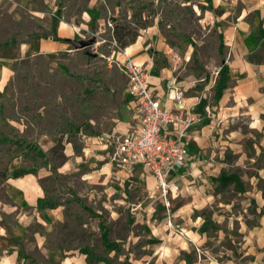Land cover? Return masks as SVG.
<instances>
[{
	"label": "rangeland",
	"instance_id": "1",
	"mask_svg": "<svg viewBox=\"0 0 264 264\" xmlns=\"http://www.w3.org/2000/svg\"><path fill=\"white\" fill-rule=\"evenodd\" d=\"M219 14L206 0H0V58L10 47L30 43L33 47L44 37L52 39L62 22L63 31L75 29V40H94L86 49L72 41L37 54L30 47L10 67L11 77L0 95V171L6 169L15 151L27 148V144L18 147V140L38 144L40 152L44 137L56 143L64 137L66 145L79 147L72 162L65 149L52 155L54 165H48L52 173L44 182L48 199L60 205L64 219L49 231L40 230L37 224L23 242L13 238L29 264H66L67 259L74 264L246 263L249 256L243 257V228L258 224L264 215L255 197L256 192L264 193L260 171L264 156L241 158L234 150H225L224 158L217 156L223 165L218 176L208 175L206 182H196L209 183L207 191L212 196L206 208L192 213L193 219L202 217H197L200 223L195 229L203 236L193 246L188 244L184 229L189 226L183 225L184 217L174 216L180 204L193 198L194 192L187 191L186 184L181 185L179 197L171 196L170 209L155 182L143 181L141 171L117 174L118 168L104 169L107 156L87 158L84 151L90 138H105L131 114L120 54L125 48L115 34L118 26L127 24L135 29L137 24L149 22L137 41L141 36V41L147 40L145 47L159 69L167 68L180 81H194L195 89L203 92L205 124L218 122L207 103L213 109L217 105L215 86L226 55ZM126 48L133 50L131 45ZM243 121L228 123L241 125ZM223 170L241 176L249 191L221 184L217 179ZM4 183L0 178V201L12 203ZM92 209L99 215L91 213ZM15 216L7 214L4 220L15 222ZM151 227L162 228L154 235L155 243H150ZM106 228L111 240L118 242L117 250L104 244ZM36 230L41 237H36ZM183 244L186 250L180 249Z\"/></svg>",
	"mask_w": 264,
	"mask_h": 264
},
{
	"label": "crops",
	"instance_id": "2",
	"mask_svg": "<svg viewBox=\"0 0 264 264\" xmlns=\"http://www.w3.org/2000/svg\"><path fill=\"white\" fill-rule=\"evenodd\" d=\"M211 4L215 9L220 10L217 16L219 17L218 28L223 36V46L226 48L223 61L228 68L231 84L226 88L219 102L213 98L217 104L215 109L212 104L207 103V110L212 112L218 122L205 124L202 116L203 122L196 125L192 132L193 138L189 147L190 157L187 166L170 175V181L173 187L175 186L173 197H179L181 185L185 184L187 191L194 192L193 198H187L190 200L189 203L180 204L174 210V216L184 217L183 225L189 226L184 230L189 237L188 244L193 246L196 245V240H202L203 236L195 229V226L200 223L197 217H202L197 216L193 219L192 213L194 210L206 208L212 196L210 191H207L209 183L198 185L196 182L201 179L206 182L208 175L218 176L217 173L221 171L223 165L217 156L221 154L224 158L227 152L225 150H234V154H239L241 158L264 156V38L258 42L256 40L259 36L258 30L264 29V0H212ZM63 23L65 22L60 23L58 36L72 39L75 29L63 31ZM142 39H144L143 36L131 44L134 60L150 64L153 84L156 85L160 94H166L167 84L176 77L174 78L167 68L159 69L155 65L152 53L147 46L145 47L147 40L141 41ZM62 42L44 37L35 42L33 47L30 43L27 47L20 45L4 50L5 54L0 58V95L6 91L8 79L11 77L10 67L26 50L32 48L37 54L45 48L58 49ZM178 81L186 91V105L191 107L197 104L196 109L201 113L203 92L200 94V91L195 89L194 81L190 83ZM234 119L244 121L241 125L228 123ZM131 123L130 114L129 118L121 121L114 131L126 132ZM39 143L43 155L56 144L55 140L45 137ZM25 150L23 147L15 151V157L9 165L11 177L5 180L3 185L12 203L0 201V264H29V258L26 259L23 256L22 248L14 243L13 238L23 242V237L37 224L42 227L40 230L49 231L51 226L64 219V211L60 207L40 209V199L47 196L40 180L50 176L52 171L48 166L44 168L29 166L23 157ZM101 150L106 153L102 154ZM84 151L87 158L102 157L105 159L107 156L109 161H106L104 169L114 168L110 161L109 151L103 145L98 144L97 137L87 141ZM65 152L69 159L68 162H72L77 157L72 145L67 144ZM260 171L264 174V166ZM116 172L120 174L123 171ZM140 177L148 184L151 182L157 184L156 179L151 175L141 174ZM183 195L190 196L191 194ZM255 197L257 203L264 208L263 191L256 192ZM172 200L171 197V205ZM13 213L16 214L15 222L4 220L7 214ZM259 219L258 224L252 226L246 224L243 228L245 233L243 257L249 256L245 264H264V215ZM149 230L152 238H156L155 233H159L162 228L151 227ZM35 235L41 237L42 233L36 230ZM180 249L186 250V246L183 244ZM65 263L74 264V261L67 259Z\"/></svg>",
	"mask_w": 264,
	"mask_h": 264
},
{
	"label": "built area",
	"instance_id": "3",
	"mask_svg": "<svg viewBox=\"0 0 264 264\" xmlns=\"http://www.w3.org/2000/svg\"><path fill=\"white\" fill-rule=\"evenodd\" d=\"M120 54L128 78L132 123L128 131L113 130L105 138L97 137V141L109 151L117 171L129 176L139 170L153 176L170 208L175 189L170 175L187 166L193 129L204 119L197 104L186 105V91L177 78L167 84L166 94H160L152 82L150 64L135 61L128 48Z\"/></svg>",
	"mask_w": 264,
	"mask_h": 264
},
{
	"label": "trees",
	"instance_id": "4",
	"mask_svg": "<svg viewBox=\"0 0 264 264\" xmlns=\"http://www.w3.org/2000/svg\"><path fill=\"white\" fill-rule=\"evenodd\" d=\"M209 3H211L212 0H207ZM150 26L148 21H145L144 23L141 24H137V27L135 29H131L130 25L127 24L126 26H118L115 30V34L118 35L117 39L118 41H120L122 43V47L126 48L128 46H130L132 43H135L138 39V37L141 35L140 34V30L141 29H145L146 27ZM259 31V36L258 38H256L257 42L259 40H261L262 38H264V29L261 28L258 30ZM54 41H63V42H71L72 40L70 38H64L58 35H55L53 37ZM221 76L219 78V80L216 83L215 86V96H214V100L216 102H219V100L222 98L226 88L228 87V84L230 83L231 79L228 75V68L226 66V64L223 65L220 73ZM201 73H197V76H200ZM69 142H72V140H69ZM27 144V148L24 152V159L25 162H27V164L31 167L36 166V167H40V168H44L47 167L48 165H54V161L52 160L51 156L52 155H59L66 147V144L64 142V137H61L60 141L58 143H56L53 147H51L48 151H47V155H43L42 152L39 151L38 148V144H35L34 142H30L28 140H24V141H19L17 142V146L21 147ZM79 149V147L77 145L74 144V150L77 151ZM15 155L11 158L10 162L14 159ZM10 162L8 164V166L6 167V169H4V171H0V178L2 179L3 182H5V180L9 179L11 177V172H10ZM27 168V167H26ZM45 178L41 179V184L45 189L46 195H47V189L45 186ZM221 184L223 185H231L234 184L235 186V190H238L239 192H246L247 188L245 186V182L243 181L242 177L239 176L237 173L236 174H230L228 173L226 170H223L220 174V177L217 179ZM8 196V194H6ZM48 195L46 196V198L44 199H40L39 202V207L40 209H44V208H55V207H59L60 205L57 203H52V201L50 199H48ZM44 202H46V204H43ZM94 213L96 215L97 214L96 211H94L92 209L91 213ZM48 219V217H47ZM105 227V226H103ZM31 228V227H30ZM109 229L106 228L102 234L103 237V241L104 244L106 245L107 249L109 250H117L119 248V244L118 242H113L111 240V238L109 237ZM158 240L156 239H151L150 243H155ZM101 261V259L98 260V262Z\"/></svg>",
	"mask_w": 264,
	"mask_h": 264
},
{
	"label": "water",
	"instance_id": "5",
	"mask_svg": "<svg viewBox=\"0 0 264 264\" xmlns=\"http://www.w3.org/2000/svg\"><path fill=\"white\" fill-rule=\"evenodd\" d=\"M71 40H72V42H74V44H75L78 48H80V49H86V48L92 46L93 43H94V40H93V39H90V40H88V41H77V40H75V39L73 38V39H71ZM88 53H89L90 55H93V51H92L91 49H88Z\"/></svg>",
	"mask_w": 264,
	"mask_h": 264
}]
</instances>
